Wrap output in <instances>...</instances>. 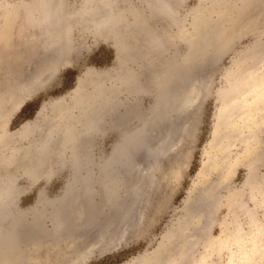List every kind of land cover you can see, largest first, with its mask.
<instances>
[{
	"label": "rangeland",
	"instance_id": "obj_1",
	"mask_svg": "<svg viewBox=\"0 0 264 264\" xmlns=\"http://www.w3.org/2000/svg\"><path fill=\"white\" fill-rule=\"evenodd\" d=\"M16 1L0 0V17L7 24L11 21L8 7ZM247 1L172 0L176 15L170 21L164 15L151 14L146 0H131L130 3L125 0H93L89 4L86 0H55L53 5H57L58 12L53 6L49 9L51 22L46 27V46L37 37L41 34L39 28H29L28 22H22V28L13 32L5 27L0 42V139L4 144L0 148V181H8L10 177L15 180L14 210L18 223L23 221L30 226H35L36 222L41 223V230H44L41 233L45 235H40V248L34 242L36 232L29 236L33 240L24 238L29 239L28 242L24 241L27 245L20 244V252L25 254L24 257L28 251L26 248L30 246L32 262H35L34 258H38L39 264L51 262L47 261V256L50 257L48 253L54 250L48 246L54 240L49 234L57 226H53L49 217L50 203L63 194L73 173L70 159L64 157L61 162L60 156L49 161L53 170L50 174L43 170L37 174L41 176L33 180L26 172L29 164L27 155L34 149V142L50 130H57L50 126L57 119L53 104L65 98L67 103L70 102L73 97L71 92L76 88L79 78L87 81L88 78L107 73L110 80L105 79L104 84L110 88L118 86L113 95L116 103H110V115L103 114L104 131L92 138L82 139L81 142L86 144H80L82 155L80 154L79 159L84 162L88 160L87 169L92 168L91 175L97 176L100 172L99 165L106 164L115 145L120 143L123 130L133 129L138 124L137 111L133 110L135 102L139 101L143 109H148L154 101L153 94L148 91L139 97L126 92L125 85L119 84L118 78L134 70L136 75L142 74L145 82L146 63L153 61L158 67L161 59L165 60L175 54L181 69L173 82L178 109L171 112L169 108H163L160 113L155 110L156 113L153 111L154 114H148V124L156 128L159 137L168 129L172 133L167 147L162 148L163 157L159 159L162 167L158 169L159 172L156 170L151 173L152 176L154 174L151 178L153 182L149 184L145 179L148 182L143 189L146 195L140 196L142 200L134 198L136 191L133 177L136 174L132 171L133 174L130 172L129 175L132 174L133 177L129 179L130 176H127L124 188L126 191L119 189L114 202L116 209H113V204L109 208L101 200L102 183L93 179L95 198L91 206L96 208L97 205L100 209L103 206L104 216L100 215L95 224L84 228L82 222L94 210L88 206L89 209L80 213V208L75 206L72 209L74 217L71 222H75L72 231L69 229L67 232L65 226H60L63 228H60L63 230L60 233L63 237L58 239L57 250L66 258H54L56 261L53 264H137L151 258L154 261L158 259L157 264H170L171 261L174 264H264V150L256 149L257 143L253 136H260L259 143L264 148V0ZM108 4L110 9L106 7ZM85 6L91 9L88 11ZM131 8L139 10L143 19L148 18L151 32L149 36H156L157 45L160 44L161 47L158 45L153 49L149 44L145 39L149 32L145 34L141 29L138 32V26L133 29L135 25L130 24L132 20L128 14ZM106 10L113 16L123 15L125 20L120 21L121 24L114 29H93V21L105 15ZM54 13L57 16H52ZM195 26L198 32H194ZM186 32L191 33L194 44L191 40L187 43L183 40ZM196 34L200 36L199 40ZM165 40L172 42L168 44L169 41L166 43ZM43 47L48 48L45 51ZM125 48L127 49L124 50ZM188 54L191 63L186 64L182 58H187ZM203 86L206 88L203 89ZM189 89L191 96L187 94ZM186 97H190L193 102H190L189 107L184 104ZM26 103L32 106L21 114ZM179 106L182 108L179 109ZM29 114L32 116L27 119ZM123 115L124 124L117 125V118L121 119ZM162 116L167 119H161ZM227 130L235 138L225 137ZM55 135L61 136V130H57ZM156 136L150 137L154 149L160 146V139L157 136L156 140ZM13 148L20 150L21 157H17L19 160L15 159L17 162L13 165L6 166L2 162L4 154H8ZM134 148V153H138L136 157L139 165L147 167L148 161L144 160L145 149L139 145ZM259 150L262 151L258 154ZM22 154H25V159ZM256 155L261 158L253 170L249 165ZM171 156L175 159L174 170H170L172 174L161 179ZM118 166L120 165H115ZM87 169L79 174L87 175ZM79 187L81 188L80 184H77L74 190L80 189ZM209 199L211 200L207 202ZM131 201H135L133 210L125 218L121 211ZM184 223H188L189 229H185L181 233L183 235L174 233L176 227ZM25 228L24 231H27L24 233L30 231L29 227ZM195 234L197 238L193 237ZM73 240L79 245L72 251L75 254L70 249L67 250ZM192 242L196 245L191 246L192 249L183 260L179 259L181 247L185 248Z\"/></svg>",
	"mask_w": 264,
	"mask_h": 264
},
{
	"label": "bare ground",
	"instance_id": "obj_2",
	"mask_svg": "<svg viewBox=\"0 0 264 264\" xmlns=\"http://www.w3.org/2000/svg\"><path fill=\"white\" fill-rule=\"evenodd\" d=\"M54 1L55 0H27V1L17 0L15 4H11L8 7V9H9L8 13H10V15H11V21L7 24V22H5L4 19L2 17H0V42H1V36L3 35V31H4L5 27L6 28L8 27L10 29V31L13 32V30H16L18 28H22L23 23L25 24V22H28L29 28H31V27L32 28H39L38 31L41 34H40V36H37V37L38 38L40 37L42 41L40 40V38H39V40L41 41L42 45L46 46L45 45L47 43L46 40H45L47 38L46 27L51 22V17H50V15H51L50 12L51 11H49V9L52 6L55 7V8L57 7V5H53ZM92 1L93 0H86V3H88V4H89V2L92 3ZM125 1H129V3L131 2V0H125ZM250 1H253V0H250ZM146 2H148L147 5H148V9L150 10L151 14L153 12V15L155 13L160 14V15H164L165 18L170 20V21H173L175 19V15H176L175 14L176 13L175 10L176 9H175V6H174L172 0H149V1L146 0ZM34 3H35V5H34ZM36 3H38L37 4L38 7H36ZM109 4H110V2H109ZM109 4L106 7H109V9H110V5ZM94 5L96 6V4H94ZM244 7H242V8H244ZM103 8H105L104 5H103ZM86 9H87V7H86ZM88 9H91V7L88 8ZM56 11L58 12V8H56ZM60 12L61 11H59V15H60ZM106 13L99 20H94L93 21L92 20L93 18L91 19L94 22V25H92L93 29H96L97 31H100L101 29H105V28L114 29L115 27L116 28L118 27L117 25L121 24L120 21L125 20V17L123 15L122 16L120 15V16L122 18H124V19H122L120 16L119 17L113 16L110 12H108L107 14ZM128 14L131 16V20H132V22L130 24L133 23L135 25V26H133V24H132L133 29H135L134 27L138 26L137 27V29H139L138 32L140 31V29L145 34H147L149 32L147 36L143 35V36H145V39H147L149 41V44H151V46H153V49L157 48L158 45H159L158 47H161L160 44L157 45V40H156L157 37L156 36L154 38L149 36L151 32H150V24H149V22L147 20L148 18L146 20L143 19V16L141 15V12L139 10H136V9H133V8H131L129 10ZM157 14H155V15H157ZM53 15L57 16V14H55V13L52 14V16ZM58 18L59 17H57V19ZM60 18H61V15H60ZM57 19H55V20H57ZM117 20H119V22ZM58 23L59 22L57 21L56 25H58ZM126 23H123V24L126 25ZM199 25L200 24H198L197 26L199 27ZM197 26L194 27V32H198V31H196L198 29L195 30V28ZM25 28H27V26ZM115 30H117V29H115ZM205 33H206V31H205ZM156 34L154 33V35H156ZM190 34H191L190 32H186L183 35V38H184L183 40L186 43L191 40L192 36ZM209 34H208V36L210 37ZM161 35H163V34H161ZM120 36L122 38V35H120ZM151 36H152V34H151ZM171 37H173V36H171ZM199 37L200 36H198V38H197L198 40H199ZM170 40H172V39H170ZM170 40H168L169 43H168L167 40H165V42L170 44L172 42ZM144 41H146V40H144ZM209 41H210V38H209ZM44 42H46V43H44ZM191 42H192V40H191ZM203 42L206 43V41H203ZM201 46H202V44H201ZM41 47L42 46L40 45V48ZM46 48H48V47H45L43 50H45ZM126 49L127 48H125L124 50H126ZM149 53H150V51H149ZM152 56H154V55H152ZM176 56L177 55L172 54L167 59L165 57H161V58H165V60L161 59L162 61L158 62L159 64L161 63L158 67H156L157 64L156 65L153 64V61H152V63H150V62L146 63L147 64L146 65L147 68L145 69L146 70L145 71L146 72L145 73V78H144L145 82L142 80V76H141L142 74L140 73L141 74L140 76L138 74L136 75L134 73V70L133 71H128L127 74L124 77L118 78V80H120L119 84L125 85L126 92L132 94L133 96H138L139 97V96L143 95L145 92L148 91V92H151L153 94L154 101H153V104L151 105V107L148 108V109H143V107L141 106L139 101L135 102V106H133V110L137 111V116H136L137 119L136 118L135 119L137 120L138 124L133 129H125V130H123V133H121V136H120V143L115 145L111 156L106 159L107 160V162H105L106 164H102L101 163L99 165L98 169H99L100 172L97 174V176L93 177L91 175L90 172H93V171L90 170V169H92V168L87 169L88 168L87 167V165H88L87 162H89V161L86 158H85L87 160L86 162L80 160L81 158L79 159V156L82 155V151L80 150V146H81L80 144L83 145L85 143L84 141L81 142L82 139L86 140L88 138H92L95 134H98V133H101V132L104 131V128H103V124H104L103 116L104 115L103 114H105V116L110 115V103L111 104H112V102L116 103V101H115L116 99L113 100V97H114L113 95L117 91L118 86L117 87L113 86L112 88H110V86L108 87V86H106L104 84L105 79L106 80H110V79H108L110 75L107 74V73H103L99 77H97V76L94 77L93 76L91 78H88L89 81L85 80L86 82L79 78L76 88L73 90V92H71V94L73 95V97L71 98V101L67 103L65 101L66 100V98H65L63 100H59L58 101L59 103L57 102L58 104L57 103L53 104L52 107L54 109V114H55L54 116L57 119L54 122V124H52L50 126H52L51 127L52 129L61 130V136L58 137V135H55L57 130H55V131L54 130H50L49 133H47L44 136H42V138L39 139L37 142H34L35 143V144H33L34 149H32V151H31L32 153L34 151V153L31 154L30 151H29L30 153L28 152L30 154V155L29 154L27 155V157L29 159L28 160L29 164L27 163L28 164L27 165V171H26V168L24 169L27 172V174L33 180H36L38 177L41 176V174L37 175L38 172H41L43 170H45V171L47 170L46 173L50 174L53 171L52 168H51L52 165H50L49 161L54 159V158H56V157H58V156H60V159H61L60 161L61 162L64 161V157H65L67 159H70V161H71L70 163H72L71 166H72L73 173H72V178H71L70 182L66 184L63 194L60 197L56 198L55 200L51 201V203H50L51 204L50 205L51 209H50V212H49V217L52 220L53 226H57V227H55L56 229H54L51 232V235L49 234V237L52 236L51 239L53 238V240H54V242H52V244L48 242L49 244H51V246H48V248L54 250V252L48 253V254L51 255L50 257L47 256V259H48L47 261L51 260V262L49 264H53V261L55 260L54 258H57L59 260H60L61 257H62L61 260L64 258L63 257L64 255L62 256L63 253L61 254V253H59V250H57L58 247H59V243L58 242H59L60 238L63 237L62 234H60V233H62L63 230H60V228H62V227L65 228L66 227L67 232H68L69 229L72 231L71 228H73L72 227V226H74L73 223H75V222H71L73 217H74L73 216L74 212L72 211V209H74V207L77 206V207L80 208V213H82V212L85 211V209L87 210L88 206H90L92 208L91 204L93 205V198H95V197H93V185H94L93 182H95L96 180H100L99 182L102 183V185H103L102 189L103 190H101V195H102L101 196V198H102L101 200H103V203L105 202V204H107V207H109V208H110L111 204H113L112 206H114V202H115V200H116V198H117V196H118V194H119V192L121 190L120 188H122V190L125 188V185H127L126 184V182H127L126 180H128L127 176H130L129 179H131L133 177V175H132L133 172H134V174H136L133 177V179L135 181V183L133 184L134 187H135L134 191H136L135 195H134V198H137V197L140 198L141 195H146L145 192L143 191V189L146 188V187L144 188V186H145V184L147 182L146 180L149 181V184H150V182H153L151 180V178L154 176V174L152 176L151 173L152 172L154 173L156 170H158L160 167H162L161 163L159 162V159L161 157H163V155H162L163 149L162 148L164 146L167 147L166 144L168 143V139H171L170 136H171V133H172V130L168 129L166 132L165 131H164V133L162 132L163 135L159 137L158 134H156V131H157L156 128L150 127L151 124H148V122H149L148 114L151 113V112H152V114L156 113L155 110L156 111L158 110L157 113H160L163 108L164 109L169 108L168 110H171V112H174L175 110L178 109V105L176 106V102H177L176 101V91L174 90L173 82L176 79V76L178 75V71L181 70V69L178 66V64H180V62L177 63L178 60L176 61V58H177ZM179 57H180V54L178 56V59L180 61ZM189 57H190V55L187 58H182V59H184L183 61L186 64H188L190 62L189 61L190 59L188 60ZM154 58H153V60H154ZM118 59L120 60L119 51H118ZM149 59L152 60L151 58H149ZM155 60H156V58H155ZM212 60H214V59L212 58ZM132 61H134V60H132ZM182 63L183 62H181V64ZM203 63H204V61H203ZM201 65H203V64H201ZM189 74H190V72H189ZM191 74H192V72H191ZM187 77H188V75H187ZM114 81H116V80H113V82ZM175 86H176V84H175ZM204 88H206V86L205 87L203 86V89ZM187 94L188 95L191 94L190 89H189V92H187ZM177 100H179V99H177ZM190 102H192L191 98L190 97H186V100H184V104L186 103V106L189 107V105H191ZM182 107L179 106V109L182 108ZM153 111H154V113H153ZM124 117L125 116L123 115L122 117H120L121 119L117 118V125H119V124L121 125V123L124 124V122H123V120H125ZM162 118H165V117L162 116L161 119ZM129 119H130V117L128 118V120ZM165 119H167V117ZM158 120H160V119H158ZM155 122L156 121H154V123ZM170 123L173 124V122H170ZM174 123H175V121H174ZM169 128H172V127H169ZM23 129L24 128H21V130H23ZM224 132L226 133V131H224ZM151 134L154 135V136L157 135L159 137V139H160V141L158 142V145L160 144V146H158L159 147L158 149H154L153 146H152L153 141L150 138L152 136ZM231 134L232 133L227 130V135L225 137L235 138V137H233V134H232V136H231ZM56 136L58 137V139H57ZM157 136H156V140H157ZM253 136H254V139H255V141L257 143L256 149L264 150L263 145H261V143H259L260 142V136L256 135V134L253 135ZM55 138L57 139V141L54 143L55 145H53V142L56 140ZM136 141H138V143ZM137 145H139L140 147H143V149H145V154H144V158L145 159L144 160L148 161L147 167H145V168L142 166L143 164L140 163L141 165H139V163H138V160H137V157H136V154H138V153H134V152H136V149L134 147L137 146ZM1 147H4L2 139H0V148ZM81 148H83V146ZM262 150L257 151L258 154ZM19 151H20L19 149H14V148L11 149L8 152V154H4V158L5 159L4 160L2 159L3 160L2 162L5 163L6 166L7 165H13L15 163V161L17 162V160H19L17 157H19V158L21 157V154L19 153ZM80 151H81V153H80ZM1 152H2V149L0 150V153ZM18 154H20V155L18 156ZM83 154L85 155L84 151H83ZM23 156H25V154H22V158H23ZM173 157L171 156V159L169 160L170 162H169L168 166L166 165L167 168L164 169L165 173L161 174V176H163V177H161V179L162 178L164 179L165 175H169V173L172 174V172H173L172 169H173V165H174V162H175V159ZM83 158H84V156H83ZM260 158H261L260 155H258V156L256 155V156H254V158L251 159L250 165H249L251 169H253V170L256 169V166H257L256 163L259 162L258 159H260ZM15 159H17V160H15ZM23 159H25V158H23ZM116 161H117V164L120 165V166L115 167V165L117 166V164L114 165V162H116ZM145 164H146V162H145ZM86 169L89 170L87 175L79 174L81 171L86 170ZM159 170H158V172H159ZM170 170L172 172H170ZM130 172L132 174L129 175ZM96 178H98V179H96ZM93 179L95 181H93ZM166 179H168V178H166ZM14 181L15 180L13 179V177L12 178L10 177V179H8V181H3V182L0 181V264H39V262H37L38 258H34L35 262H32L33 253H31V251L29 250V248H30L29 245L30 244H28L29 248H26L28 251H27L25 257H24L25 254H23V252H20V250L22 249V248H20V244L22 243L23 244L22 246H24L26 244L24 241L32 239L31 237L29 238V236H31V235L33 236L35 232L37 234H35L36 236L34 235V237L36 238L34 242H36L35 244L38 246L37 248L42 247L41 243H40V245H41L40 246L38 241L41 240L40 239L41 238L40 235H43L41 232L43 231V233H44V230H41L42 229V225H40L41 223H38L36 221H35L36 222L35 226H32V225L30 226L29 223L26 224L27 223L26 221H25L26 223H24L23 221H19V223L23 222V224L22 223L21 224L24 225V226H23V228L18 229V227H21L22 225L19 226L18 218L15 216V210H14V207H15ZM79 182H82V183H79ZM131 183H133V182H131ZM77 184H80L81 188L79 187L80 189H76V191H75L74 189L76 188ZM147 184H148V182H147ZM99 185H101V184H99ZM156 185H155V187H156ZM147 188H149V187H147ZM149 190H150V188H149ZM146 192L148 193V191H146ZM142 193H144V194H142ZM99 195H100V192H99ZM210 197L211 196H209V198ZM129 199H131V198H129ZM211 199H213V196H212ZM211 199L207 200V202L210 201ZM141 200H140V202H141ZM48 204H49V202H48ZM134 204H135V201H133V202L131 201L130 204H128L124 208V210L121 211V214H123L125 216V218L130 215V212L133 210ZM63 205H65L66 211H65V208H64ZM94 205H95V203H94ZM102 205L103 204H101V206ZM97 207H98V209H96ZM96 208H95V206H94V208H92L94 210L92 213L90 212L91 209L89 210L91 215L89 216V218H86L84 222H82L83 226L85 225L84 228L86 226L88 227L89 225H93L92 223L95 224V221H97L99 216L104 214V212H102V211H104L103 210V208H104L103 206L100 209V206L96 205ZM63 209H64V212H63ZM113 209H116L115 206H114ZM39 212H41V211H39ZM118 213H120V212H118ZM140 215L142 216L143 214H140ZM124 216H123V218H124ZM197 216H198V214H197ZM130 217H132V216H130ZM193 219H194V217H193ZM124 220H126V219H124ZM191 221H193V220H191ZM125 223H127V222H125ZM186 224L184 223V224L180 225L179 227L177 226L176 229L174 230V228H173L172 231L174 230L175 231L174 233L178 232L177 234L180 235L183 231H185V229H189L188 228V223H186ZM195 224H197V223H195ZM60 226H62V227H60ZM25 227L26 228L29 227L30 231L28 230L29 232L24 233L25 231H27V230L24 231ZM78 227H79V225H78ZM79 229H81V228H79ZM20 230H22L23 231L22 233H24V234L19 232ZM71 233H73V232H71ZM20 234H22V235H20ZM64 234H66V233H64ZM181 235H183V234H181ZM43 236H45V235H43ZM195 236H196V234L193 237L197 238ZM25 237H27L29 239L26 238L27 240H24ZM198 239H199V237H198ZM75 241H76V239H75ZM195 242H197V241H195ZM61 244H62V242H61ZM184 245L186 246V244H184ZM195 245H196V243L194 244L192 242V244L187 245L185 248H183L184 246L183 247L180 246L181 247V249H180L181 251L179 253V259L183 260L186 257V255L189 253V251L192 249L191 246H195ZM77 246H79L78 243L74 242V240H73V243L69 246V248H67V250L70 249L71 252H72L73 250H75V248ZM34 247H35V245H34ZM42 249H44V248H42ZM164 249H166V248H164ZM72 253H74V252H72ZM68 254H70V253H68ZM39 255H40V253H39ZM160 255H161V253H160ZM155 256H158V255H155ZM157 258H159V257H157ZM157 260L158 259H156V261ZM156 261H154L153 258H151V260L150 259H144V260L140 261V263H137V264H157ZM169 263L170 264H174L173 261H171ZM44 264H48V263H44Z\"/></svg>",
	"mask_w": 264,
	"mask_h": 264
},
{
	"label": "trees",
	"instance_id": "obj_3",
	"mask_svg": "<svg viewBox=\"0 0 264 264\" xmlns=\"http://www.w3.org/2000/svg\"><path fill=\"white\" fill-rule=\"evenodd\" d=\"M74 73V72H73ZM32 106V104L30 103H26L22 109H21V114H24L30 107ZM32 116V114H29L26 118H30Z\"/></svg>",
	"mask_w": 264,
	"mask_h": 264
}]
</instances>
